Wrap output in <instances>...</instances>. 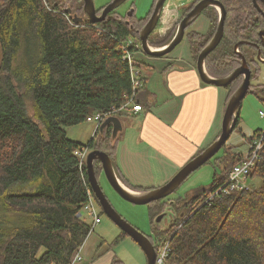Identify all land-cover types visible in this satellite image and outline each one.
Returning <instances> with one entry per match:
<instances>
[{
  "label": "trees",
  "instance_id": "1",
  "mask_svg": "<svg viewBox=\"0 0 264 264\" xmlns=\"http://www.w3.org/2000/svg\"><path fill=\"white\" fill-rule=\"evenodd\" d=\"M60 1L0 0L5 71L0 80V264H69L92 232L83 213L92 187L87 167H80L73 153L81 143L68 138L66 128L87 121L97 111L121 106L134 92L135 103H152L141 92L146 89V78L141 88H133L130 65L120 45L140 40L153 11L139 18L135 10L129 17L116 9L104 20L91 23L83 0H65L63 5ZM198 1L185 6L182 13L186 15ZM219 1L226 9L224 35L206 57L207 72L227 77L242 65L243 55L252 70L248 93L264 100V83H253L260 71L259 50L264 58L260 34L264 0ZM203 12L212 28L207 34L189 33L195 61L213 38L220 19L216 7ZM80 17L83 21L76 22ZM172 31L164 37H149V42L165 45L172 40L173 36L167 38ZM243 79L239 75L225 86L227 103ZM23 87L25 93L19 90ZM26 95L33 103V117ZM240 108L235 129L241 121ZM122 115L115 114L120 119ZM122 134L114 138L112 125L103 131L99 127L87 146L106 151L112 158ZM260 136L263 147L250 174L261 179L260 189L216 193L230 169L244 159L233 145L225 144L217 158L222 171L215 172L209 188L186 200L168 197L149 203L152 219L171 211L169 226H155L149 237L157 250L163 240H170L168 264H264V130L257 129L248 139L252 142ZM94 164L100 177L102 165L100 161ZM24 186L32 188L27 191ZM132 189L147 191L140 186ZM113 260L111 264H124L116 256Z\"/></svg>",
  "mask_w": 264,
  "mask_h": 264
},
{
  "label": "rangeland",
  "instance_id": "2",
  "mask_svg": "<svg viewBox=\"0 0 264 264\" xmlns=\"http://www.w3.org/2000/svg\"><path fill=\"white\" fill-rule=\"evenodd\" d=\"M94 1L95 7L98 9L102 2L105 0H92ZM102 1V2H101ZM63 5L65 0L60 1ZM71 3V1H66L65 3ZM154 0H126L123 4L118 7V11L122 16H126L127 13L131 10H135V14L138 17H144L152 7ZM190 2L188 0H184L183 4L187 5ZM133 6V7H131ZM128 16V15H127ZM178 25H176L169 33L168 37H172L175 35L177 31ZM211 21L206 12L200 13L194 21H192L189 26L186 28L185 35L183 39L178 43L176 47H174L169 53L164 56H151L147 53H144L142 49L135 50L134 59L136 64L142 65V73L144 78L148 77V86L150 89L154 91V89L159 90L163 93V95H167L169 92L172 93L173 89L170 85V74L173 70H170L169 67L172 66L175 70H182L186 68L188 65V61L191 59V44L189 40V33L192 31H198L202 34H207L211 31ZM158 29L153 31L155 32ZM153 34V33H152ZM151 34V35H152ZM168 34V33H167ZM166 34V35H167ZM164 35V36H166ZM161 36V37H164ZM153 36H150V38ZM165 38V39H167ZM153 39V38H152ZM163 39V40H165ZM153 41V40H151ZM150 43V42H149ZM151 44V43H150ZM168 44V43H167ZM152 45V44H151ZM155 45V44H154ZM152 45V46H154ZM166 45V44H165ZM164 46V45H162ZM157 47V46H154ZM161 47V46H158ZM157 47V48H158ZM260 71L258 77L253 79V83H264V60L260 59ZM2 51L0 46V80L5 76V71L2 70ZM139 62V63H137ZM150 66H146V65ZM145 65V66H144ZM221 87V86H219ZM224 90L222 92V99L220 101V107L218 111V116L216 117L219 126L222 128V120L224 116L225 110L224 101L225 96L227 95V89L225 87H221ZM20 92L25 93L26 89L19 88ZM261 96V94H260ZM26 105L28 113L33 117L34 109L33 103L30 99L29 95H26ZM181 103H174L170 108L164 109V116L167 117H175L179 113V107ZM163 106V97L156 96L155 103L152 106L153 110L156 111L157 108ZM264 110V100H262L256 93L249 92L244 99L242 100L241 108H240V130L237 127L231 134L230 139L228 140L229 144H235L236 151H240L244 156L248 152L250 140L248 137L255 132L256 129L262 128L264 130V118L260 116V111ZM127 116V117H126ZM124 117L127 118L123 122V127L125 130L133 129L137 126V120H132V116L126 115ZM129 118V119H128ZM68 138H72L76 141H80L81 144L87 145L91 140L92 136L96 130V124L88 121H84L79 123L78 125H73L66 128ZM243 134H246L244 136ZM209 139L208 142H210ZM208 144V143H206ZM205 144V145H206ZM204 145V146H205ZM228 145V144H227ZM123 148V146H121ZM92 150V148H91ZM122 151V149L120 150ZM224 148H222L217 155H215L209 162L202 165L200 168L195 170L190 176L183 182L177 189L168 197L171 200L182 198L186 200L190 198L192 195L197 193L199 190L205 188H209L213 182V177L215 172L221 173L222 168L219 166L217 162V158L223 154ZM3 155H5V146L1 149ZM171 163V161H170ZM165 171H169L170 174H173L171 167L165 169ZM175 174V173H174ZM173 174V175H174ZM99 178L101 186L107 195L109 201L116 209V211L124 217V219L130 223L132 226L138 228L140 231L145 233L148 237H152L154 231L152 229L155 226H161L166 228L169 226L171 221V211L167 209L165 212L167 214L163 216L161 221L157 222L156 218L152 219L151 216V204H135L132 203L123 197H121L110 185L107 180L105 174H102ZM170 180V179H169ZM168 182V181H167ZM166 182V183H167ZM165 184V183H164ZM163 184V185H164ZM161 185V186H163ZM248 185H250L251 189H260L261 188V179L259 177L250 178L248 180ZM160 186V187H161ZM32 187L24 186V190H30ZM158 188V187H156ZM154 189V188H153ZM167 197V198H168ZM168 200V199H166ZM101 223L98 224L95 228V232L92 233L93 237L90 240L88 246H90L91 242L97 240L108 246V250L112 254L117 255V259H121L124 264H147V256L139 244L128 234H123V230L104 212L102 208L99 209ZM243 211H240V213ZM2 216L5 219V212L1 210ZM239 213L235 212V214ZM242 214V213H241ZM84 219H86L89 224L92 225V218L88 215H84ZM91 237V236H90ZM89 237V239H90ZM89 241V240H88ZM88 243V242H87ZM88 246L86 244V249L84 254L88 250ZM99 244L96 247L99 248ZM81 248V247H80ZM106 251V252H107ZM83 254V257H84ZM86 262V258H84ZM83 261V263H84ZM112 261H114L112 259ZM110 262V264L112 263Z\"/></svg>",
  "mask_w": 264,
  "mask_h": 264
},
{
  "label": "crops",
  "instance_id": "3",
  "mask_svg": "<svg viewBox=\"0 0 264 264\" xmlns=\"http://www.w3.org/2000/svg\"><path fill=\"white\" fill-rule=\"evenodd\" d=\"M111 1H101L102 4L97 10H102ZM154 4L155 0L149 12L144 16L145 18L153 11ZM179 14L183 13L171 10L166 21L170 28L165 34H161L157 29L151 35L152 38L154 39V35L164 36L170 29L172 30L176 26L174 25L175 19ZM196 62L191 49V59L186 68L175 70L172 66L169 67L170 70H173L170 74V85L173 92H169L166 96L159 90L150 89L146 76V89L141 90V92L145 91L152 103L148 104L142 100V103L145 104L142 105L141 111H130L122 115V122L127 120L126 115L132 116V120L136 119L138 122L133 129L125 130L124 128L112 157L116 174L122 184L127 187L132 189V187L140 186L150 190L166 184L190 159L201 153L221 134L222 128L216 122V117L222 99L223 91L221 90L224 89L205 83L199 76ZM159 95L163 97V106L154 111L152 106L155 103V97ZM227 97L228 93L225 96L223 110H226ZM176 102L181 103L179 113L175 117L164 116L163 110L170 108ZM239 128L242 130L240 125ZM243 135L246 136V134ZM209 139H211L210 142H208ZM77 142L81 143L80 141ZM226 144L229 142L227 141ZM229 145H233V150L236 151L235 144L230 143ZM121 149L122 151H120ZM168 167H171L174 175L165 171ZM93 232L95 230L89 234L81 246L82 254H84L86 244L88 246L92 239ZM98 244L100 247L97 249ZM107 250V245L97 240L92 241L84 254V258H86L84 264H110L117 255Z\"/></svg>",
  "mask_w": 264,
  "mask_h": 264
},
{
  "label": "water",
  "instance_id": "4",
  "mask_svg": "<svg viewBox=\"0 0 264 264\" xmlns=\"http://www.w3.org/2000/svg\"><path fill=\"white\" fill-rule=\"evenodd\" d=\"M84 1V12L88 17V20L91 23H96L104 20L107 15L118 9V7L123 4L126 0H112L108 3L102 11L99 12L95 7L94 1L92 0H83ZM165 0H157L153 13L150 16L146 25H144L143 30L140 33L141 47L144 53H147L151 56H164L169 53L178 43L183 39L185 35L186 28L189 24L196 19V17L202 13L208 7H216L220 13V19L218 27L213 38L209 43L201 50V53L198 56L196 66L199 72L200 78L208 84H213L216 86L225 87L233 79L239 75H243L244 79L240 87L229 99L224 117L222 120V131L219 137L208 147H206L201 153L197 154L195 157L190 159L178 172L175 174L165 185L150 189L147 191H137L133 190L126 185L122 184L118 178L115 167L112 161L111 156L103 150L92 149L87 156V173L89 182L93 191H95V196L101 205L102 210L128 235H130L142 248L147 256V264H155L157 259V249L152 243L150 238L140 231L138 228L132 226L128 223L124 217H122L116 209L113 207L109 201L107 195L105 194L99 179L97 178V173L95 169V162L100 161L102 165V170L109 181L113 189L124 199L135 203V204H149L153 201L167 198L171 195L177 187L181 185L191 173L200 168L202 165L210 161L217 153L223 148V146L230 139L232 132L235 129L237 122V113L242 104V100L247 95L250 85H251V75L252 70L249 67L247 59L242 55V65L232 71L230 74L224 77L216 78L211 76L206 69L205 60L208 54L214 50L218 44L221 42L224 29H225V18H226V9L224 5L219 0H200L195 4L191 10L184 15V18L178 23L177 31L173 36L172 40L161 47H154L149 43V37L160 25L161 14L163 10ZM134 10L131 9L127 15L130 17L133 15ZM76 22H82L83 18H78ZM261 36L264 43V30L261 31ZM239 44H236V50L238 49ZM238 51V50H237ZM258 59L261 58V51H258ZM108 125L113 126V136L116 138L120 132L124 131L123 122L117 116H110L100 125V129L103 131L104 128ZM167 212H163L157 216L156 221L159 222L165 216Z\"/></svg>",
  "mask_w": 264,
  "mask_h": 264
},
{
  "label": "built area",
  "instance_id": "5",
  "mask_svg": "<svg viewBox=\"0 0 264 264\" xmlns=\"http://www.w3.org/2000/svg\"><path fill=\"white\" fill-rule=\"evenodd\" d=\"M190 3L195 2L196 0H188ZM184 0H165L160 25L158 27V31L161 34H165L167 30L170 28L169 24H166L167 16L173 11L182 12L183 7L186 6L183 4ZM189 3V4H190ZM188 5V4H187ZM182 9V10H181ZM184 18V14H179L175 19V24L178 25L180 21ZM120 49L122 51L123 59L126 60L130 65L131 78L133 81V88L139 89L144 84V76L141 70V66L136 64L134 59V51L137 49H142L141 41L129 39L127 41L121 42ZM138 63V62H137ZM136 92L132 94V96L127 99L121 106L112 107L109 111L100 112L97 111L93 115L87 118L88 122H92L96 124V129L100 127V125L110 116H115V114L123 112L124 114L130 111L138 112L143 109L140 103H135ZM260 116L264 118V110L260 111ZM263 147V136L256 137L249 144V150L247 154L244 156V159L233 166L228 172L226 181L223 185H220L216 193L222 192L224 194H231L234 192L249 190L250 185H248V180L250 179V174L252 169L254 168L255 162L258 159L261 148ZM91 149L87 145H79L74 149V155L79 159L80 167L87 166L86 160L88 153ZM88 192V201L85 203L83 208L84 215H88L92 218L91 231L95 230V227L101 223L100 211L101 208L99 203L96 200L95 191L89 188ZM214 193L210 194L212 197ZM170 240H163L157 250V259L155 264H168L169 252L171 249ZM84 257L81 252V248L78 249L77 252L73 255L69 264H83Z\"/></svg>",
  "mask_w": 264,
  "mask_h": 264
},
{
  "label": "flooded vegetation",
  "instance_id": "6",
  "mask_svg": "<svg viewBox=\"0 0 264 264\" xmlns=\"http://www.w3.org/2000/svg\"><path fill=\"white\" fill-rule=\"evenodd\" d=\"M238 50V49H237ZM257 57H258V55H257ZM260 59H263L264 60V58H260Z\"/></svg>",
  "mask_w": 264,
  "mask_h": 264
},
{
  "label": "clouds",
  "instance_id": "7",
  "mask_svg": "<svg viewBox=\"0 0 264 264\" xmlns=\"http://www.w3.org/2000/svg\"><path fill=\"white\" fill-rule=\"evenodd\" d=\"M96 130H97V129H96ZM96 130H95V131H96Z\"/></svg>",
  "mask_w": 264,
  "mask_h": 264
}]
</instances>
